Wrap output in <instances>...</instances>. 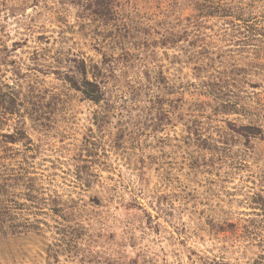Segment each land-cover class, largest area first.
<instances>
[{
    "label": "rangeland",
    "instance_id": "rangeland-1",
    "mask_svg": "<svg viewBox=\"0 0 264 264\" xmlns=\"http://www.w3.org/2000/svg\"><path fill=\"white\" fill-rule=\"evenodd\" d=\"M195 1L0 0V264H264V51Z\"/></svg>",
    "mask_w": 264,
    "mask_h": 264
},
{
    "label": "trees",
    "instance_id": "trees-1",
    "mask_svg": "<svg viewBox=\"0 0 264 264\" xmlns=\"http://www.w3.org/2000/svg\"><path fill=\"white\" fill-rule=\"evenodd\" d=\"M199 1L200 2H197V0L195 1V3H202L201 6L196 8L197 12L202 13V10L206 9L205 11H208L206 13L208 16H215L216 14L222 18H225L228 26H233L234 30L235 28L236 30L238 29V34H243L242 41L246 43L245 45L250 46L251 52L254 51L255 53H253L257 54L259 51H264V23H261L258 17H252L249 15V13L254 9V3H259V0L247 1L246 3H248V5H246V7L243 6L242 8H235V6L230 4V2L213 3L209 0ZM240 3L244 2L241 0ZM78 69L80 70L81 74L85 73L82 64ZM68 82L74 90L81 92L89 101L98 103L103 97L98 85L94 82L86 80L84 76L82 79H80V81L70 78ZM9 103L10 112L13 113L12 110L14 108V101L10 100ZM4 109H6V107H4ZM252 129L253 131H256V129ZM255 134L256 133H252L251 135L255 136ZM3 137L8 139L10 143H14L17 140L11 134L3 135Z\"/></svg>",
    "mask_w": 264,
    "mask_h": 264
}]
</instances>
